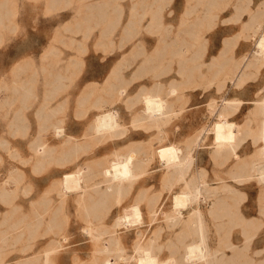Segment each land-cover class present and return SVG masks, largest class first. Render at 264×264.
<instances>
[{
  "label": "rangeland",
  "instance_id": "obj_1",
  "mask_svg": "<svg viewBox=\"0 0 264 264\" xmlns=\"http://www.w3.org/2000/svg\"><path fill=\"white\" fill-rule=\"evenodd\" d=\"M260 27L264 0H0V237L35 247L16 264H137L147 244L183 262L199 224L192 205L174 201L190 190L200 117L211 199H225L232 218L207 216L212 263L264 264L261 114L254 102L223 101L264 97V58L238 79L208 68L226 41L236 61L254 59L249 37ZM156 93L168 106L153 120L145 98ZM222 108L248 128L223 148L212 137ZM111 109L120 125L99 132ZM37 143L48 156L36 155ZM171 149L182 167L167 165ZM130 152L140 175L118 186L104 168ZM76 174L80 185L65 191Z\"/></svg>",
  "mask_w": 264,
  "mask_h": 264
},
{
  "label": "bare ground",
  "instance_id": "obj_2",
  "mask_svg": "<svg viewBox=\"0 0 264 264\" xmlns=\"http://www.w3.org/2000/svg\"><path fill=\"white\" fill-rule=\"evenodd\" d=\"M100 7L102 8V6ZM249 38H252V40H254L253 42L256 48L254 53L256 55H254V59L249 60L247 54L246 56H243L242 60L236 61L233 57L234 54L228 55V53L233 49L231 48L230 43L226 41L224 48L218 53V55L217 56L214 55L211 58L212 59L211 65L208 68L214 70L212 74H219V73H223L224 71H227L230 75L235 76L238 79L239 73L241 74L246 66H248L249 64H253L255 61L263 59L264 58V27H260L256 31L252 32ZM146 64L147 63H145L144 65ZM233 80L235 81L234 77ZM223 82L221 81V83ZM115 91H117L115 93L116 95L126 94L124 88H120L118 90L115 89ZM175 92H176L175 89L171 90V93H175ZM147 95L149 96L145 98V109H144L145 115H147L153 120L157 119L158 116L162 115L165 112L168 103L165 101L163 97H160V94L158 93L147 94ZM195 96L197 100L200 99V95H195ZM210 99L211 101L214 100L212 95ZM223 101H225L224 105L226 104L228 108H237V109H240L243 105H245V103L252 104L254 102V106L251 107V110L253 111V113L261 114V119H259L258 128L261 132V140H262L260 152L264 159V97L259 100L256 99L248 100V99L239 98L238 96L237 97L227 96V97H223ZM196 105H198V103ZM195 113L197 114L201 113L199 107L196 108ZM117 115H118L117 111L113 109L106 111L97 120V130L99 132L115 131V129H117V126L120 125L117 119L118 118ZM198 126L199 127L197 128V132L195 134V140H194V145H195L193 149L194 152L192 154L193 173H192V183L190 186V190L188 192H183L182 194H178L177 196H175V201H174L175 205L177 206L180 205L185 206L189 204L192 205L193 215L197 218L199 224L198 240L191 244L186 245L185 253L182 257L183 262L180 263H178L174 257L168 259H161L160 256L157 254V252H155L153 245L147 244L145 246H141V248L138 249L139 255L137 257V264H198V263L213 264L211 257L212 251L208 245V240L206 239V232L204 229V225L207 223V216H209L213 222L222 219L226 221L227 218L228 220H231L232 218L227 217V213L221 211L226 209V206H229L228 204H225V199L219 197H215L214 199H211L210 194L213 191V183L211 182L212 179L208 175V166L205 165L204 162L202 161V158L204 156L202 151L203 147L201 145V139L205 129H202L201 117H200V124ZM243 126L244 125L242 123H239L237 120H229L228 117L226 119L224 108H222V112L220 113V119H218L213 125V131L215 137L214 136L212 137L215 138L214 140H216L219 146L223 148L228 144L235 143L239 137H242L244 133L248 131V128H243ZM61 131L63 130L61 129L59 130L58 127L54 129V132L57 135L61 134ZM50 148H48L45 143L43 144L37 143L35 145V153L37 156L45 157L48 156L49 153L51 152ZM164 156L166 157V163L169 167L180 168L184 164V159L180 158L179 154L175 149L167 150ZM137 169L138 168L136 166V154L134 152H130L127 155L123 157H119L116 160L112 161L109 166L104 168L103 174L106 178L111 179L113 183H116L118 186H121L126 182L133 181L134 179H136L137 176L140 175V172H138ZM80 178H81L80 175L76 174L74 178L71 181H69L68 187L67 188L65 187L66 188L65 191H68L75 186H79ZM131 216L133 219L137 221L142 218L141 210L138 206H134L131 209ZM239 219L244 221L246 217L243 213H241ZM104 250L107 251L108 247L106 246ZM101 264H112V262L107 259L105 262Z\"/></svg>",
  "mask_w": 264,
  "mask_h": 264
},
{
  "label": "crops",
  "instance_id": "obj_3",
  "mask_svg": "<svg viewBox=\"0 0 264 264\" xmlns=\"http://www.w3.org/2000/svg\"><path fill=\"white\" fill-rule=\"evenodd\" d=\"M24 244H26V242L14 241L11 236L4 238V240L0 237V246L3 245V247H0V254L5 256L4 259L9 264H16L18 261L25 259L26 257H30L35 249L34 247L33 250L29 249L27 251H22L21 245Z\"/></svg>",
  "mask_w": 264,
  "mask_h": 264
}]
</instances>
